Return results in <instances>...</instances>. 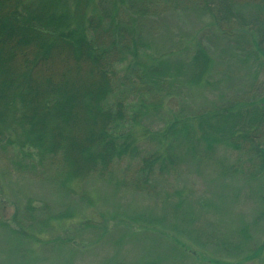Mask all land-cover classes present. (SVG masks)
Listing matches in <instances>:
<instances>
[{"label":"trees","instance_id":"1","mask_svg":"<svg viewBox=\"0 0 264 264\" xmlns=\"http://www.w3.org/2000/svg\"><path fill=\"white\" fill-rule=\"evenodd\" d=\"M178 9L205 15L206 26L245 71L246 83L204 106L181 102L169 108L162 125L153 130L145 121L164 115L176 89L211 87L217 71L214 55L199 36L183 49L148 51L144 23ZM228 73L224 75L232 77ZM261 73L264 0H0V150L55 166L62 186L72 191L94 174L111 175L124 159L133 161L129 183L137 190L157 189L159 179L188 164L212 161L222 175H234L238 164L217 156L225 148L242 154L239 171L261 179ZM261 200L258 219L264 222L263 195ZM170 205L169 214L176 215L181 201ZM43 210L30 203L16 208L11 232L39 244L61 224L76 230L99 224L74 206L45 215ZM0 225L11 226L5 220ZM196 233L199 241L203 234ZM238 234L251 237L245 226ZM213 241L218 252L240 247V242ZM240 256L222 263L264 264V231Z\"/></svg>","mask_w":264,"mask_h":264},{"label":"rangeland","instance_id":"2","mask_svg":"<svg viewBox=\"0 0 264 264\" xmlns=\"http://www.w3.org/2000/svg\"><path fill=\"white\" fill-rule=\"evenodd\" d=\"M206 25L205 15L192 9L169 10L144 23L149 52L183 49L186 41L199 36L218 64L211 87L176 89L165 104L164 115L145 121L148 128L160 127L168 109L177 108L181 102L204 106L246 83L245 71L236 64L232 51ZM225 72H231L232 77H226ZM259 80L264 81V73ZM217 156L226 164H238V172L222 175L212 161L200 166L188 164L159 179L154 185L157 189L145 191L130 185L133 161L124 159L111 175L94 174L72 191L62 186L55 166L39 165L36 158L22 157L11 149L0 150V220L11 225H0V264H214V260L224 264L233 256L241 260L240 255L247 253L264 231V222L258 219L264 178L253 179L239 171L237 160L242 154L238 152L218 149ZM176 201H181L180 209L170 215V204ZM27 203L37 211L44 207L40 212L44 215L74 206L99 224L80 230L61 224L35 244L11 232L15 209H24ZM149 221L153 222L148 225ZM244 226L251 234L248 240L238 234ZM197 231L203 234L199 241L195 240ZM205 235L212 241L205 240ZM56 238L70 244H60ZM214 238L240 242V247L218 252ZM181 243L186 252L181 251Z\"/></svg>","mask_w":264,"mask_h":264}]
</instances>
